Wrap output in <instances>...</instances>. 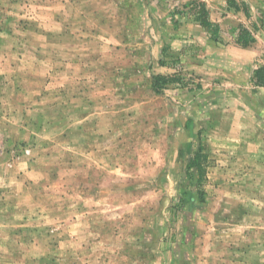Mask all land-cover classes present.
Wrapping results in <instances>:
<instances>
[{
  "label": "rangeland",
  "instance_id": "1",
  "mask_svg": "<svg viewBox=\"0 0 264 264\" xmlns=\"http://www.w3.org/2000/svg\"><path fill=\"white\" fill-rule=\"evenodd\" d=\"M198 2L0 0V264H264V90Z\"/></svg>",
  "mask_w": 264,
  "mask_h": 264
},
{
  "label": "crops",
  "instance_id": "2",
  "mask_svg": "<svg viewBox=\"0 0 264 264\" xmlns=\"http://www.w3.org/2000/svg\"><path fill=\"white\" fill-rule=\"evenodd\" d=\"M238 1L239 0H226L224 3L225 5L223 7L222 6L218 7V5L215 4L216 2L215 0H200V2H202L205 5V8L209 12L210 21L217 23L219 25L220 37L222 39H225V36H226L225 35L226 32H223V29L226 27L225 21L227 18L226 16L223 17L222 12L223 13L226 12L231 15L235 13L236 17L241 15L240 17L242 18L239 20V23H242V25L247 28V30L251 33L253 37V41L249 43L247 47H244L246 48L245 50L247 53V57L251 59L253 63V66H252V75H253L254 69L264 64V48L262 49L257 48L261 45V33H260L261 25L258 23V18L256 14L254 12H251V10L249 9L251 7H254L252 2H256L259 0H240L244 2L243 4L242 3L240 4ZM249 1H251V4L249 3ZM235 5L239 6L240 10H237L235 8ZM243 6H245L246 8V12H247L246 14H245V11L243 10ZM239 23L234 22L231 24V26L233 27H231L230 32L233 33L232 40L235 46H240L236 43V38H237L238 31H239V26H240ZM252 75H251L250 81L253 85ZM257 88L264 90V87H257Z\"/></svg>",
  "mask_w": 264,
  "mask_h": 264
},
{
  "label": "trees",
  "instance_id": "3",
  "mask_svg": "<svg viewBox=\"0 0 264 264\" xmlns=\"http://www.w3.org/2000/svg\"><path fill=\"white\" fill-rule=\"evenodd\" d=\"M235 8L237 10H240L239 6L235 5ZM192 10L194 13L195 20L207 32L209 39L214 42H222V38L220 37L219 25L217 23L210 21L209 12L205 8V5L202 2H198L194 4V7ZM243 10L245 11V14H246L247 12H246L245 6H243ZM252 41H253V37L251 33L247 30L246 27H244L243 25H240L237 38H236V43L240 45L241 47H247L248 44L251 43ZM159 80H161L162 83H166V82L172 81L173 78H170V80H168V78L165 76L156 77L155 80L153 81V87L155 91H159V87H160L158 86ZM252 81L255 87H264V64L254 69L253 75H252ZM197 165H198V162H196L195 159H193L190 163V166L196 167Z\"/></svg>",
  "mask_w": 264,
  "mask_h": 264
}]
</instances>
